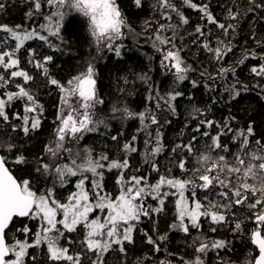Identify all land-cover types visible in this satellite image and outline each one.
I'll return each instance as SVG.
<instances>
[{"label":"snow or ice","instance_id":"1","mask_svg":"<svg viewBox=\"0 0 264 264\" xmlns=\"http://www.w3.org/2000/svg\"><path fill=\"white\" fill-rule=\"evenodd\" d=\"M24 3L28 5L25 19L34 21L38 17L43 23H33L30 27L24 23L12 26L0 24V33L4 34L0 35V122L6 126L4 135L8 137L7 142L0 140V264H85V261L87 264H107V257L113 252L121 258L127 256L128 246L136 243L137 231L143 233L153 251L159 253L169 240L168 233L154 238L139 226L142 218L155 222V217L165 211L169 197H176L175 218L169 230L182 232L185 236L192 229L202 231V218L209 220L212 225L209 230L215 233L218 226L229 223L231 217L236 215L235 209L246 206L251 213L248 219L256 225L250 233V243L257 249V254L249 264H264V140L256 139L253 147L256 136L254 124L249 122L245 128H233L235 116L219 122L199 119L188 141L176 143L169 149L176 154L179 169L192 173L191 179L159 174L156 158L166 149L162 128L164 124H171V120L166 119L162 123L150 108L139 112L127 107L112 109L113 118L119 113L122 120L139 121L137 131L146 136L142 158L143 164L150 167L148 174H140L141 169L132 163L133 154H139L137 135H132L122 145V131L110 137L119 145L122 154L117 159L111 158L107 152L96 155L90 147L81 149V141L86 134L104 135L102 129L109 128L105 119L97 117V106L102 105L104 100L98 95L95 66L89 63L83 72L62 83L50 71L49 65L53 63L54 56L42 54L36 48L26 47V44L38 40L52 52H62L61 45L67 43L62 30L71 13L87 21L88 32L98 53L103 46L116 57H122L125 46L118 42L128 34L135 36L137 33L119 0H24ZM131 3L138 10L144 8V0H131ZM180 5L196 11L205 23L197 24L193 31L188 32L185 26L190 21L181 6L173 0H155L152 5L166 21L158 23L152 47L163 53L161 68L171 71L174 76L172 90L168 93L161 95L159 91L150 89L148 99L155 100L157 111L176 115V101L185 96L180 85L189 81V73L197 72V68L187 63L183 56L188 45L180 47L176 43L178 35L181 41L185 39L181 29L191 37L188 44L206 53L209 63L215 62L217 66L215 74L207 68L199 72L209 92L216 91L218 78H236L235 83L226 85L221 93V99L227 96L228 105L238 101L242 91L248 90V85L237 77V68L244 66L246 61H258L249 71L252 76L264 80V38H259L255 29L251 39L256 47H245L235 65L225 67L223 63L233 53L235 45L232 40L241 20L247 19L252 24L264 23V0H246L244 6L239 0H231L229 6L221 5L226 22L217 19L211 0H180ZM5 10L6 2L0 0V12ZM172 13L177 18L176 23L172 22ZM145 23L148 24V21ZM208 26H215L229 37L227 43L219 38L213 43ZM165 33H171V36ZM52 38L59 43H53ZM25 54L26 63L43 77L44 86L49 90L55 88L60 93L53 121L54 139L46 143L42 152L33 159L19 150L21 146L12 142L11 135L17 133L31 139L34 133L41 130L46 119L45 107L38 93L33 91L37 77L22 66L24 62L21 57ZM139 78L145 82L150 79L147 75ZM190 83L192 88L200 87L195 79ZM256 86L264 92V85L258 83ZM261 98L264 99V95ZM187 99L191 103L193 97L188 95ZM217 102L213 97L212 103ZM17 104L20 110H14ZM193 111L200 116L206 115L205 110L199 107H194ZM213 127L217 129L214 135L209 131ZM196 133L211 141L206 145L209 149L207 153L196 154L195 145L200 138ZM183 134L181 129L180 135ZM230 134L233 143L238 144V152L231 163L220 154L229 151V146L222 144V138ZM181 152L184 153L183 157L180 156ZM213 152L217 153L215 157L212 156ZM9 156L12 158L9 159ZM188 156H196L199 166L189 169ZM209 161H212L211 166L204 167L203 164ZM10 165L27 166V176L30 178L17 177ZM113 170L117 172V194L108 192L105 186V173ZM151 172L159 174L155 183L149 182ZM232 177L236 178L235 185ZM249 179L253 183H248ZM70 184L74 190L62 199L58 189H66ZM221 188L224 191L215 192L219 200H209L208 192ZM200 191L205 193L207 205L201 200ZM149 200L153 203H149ZM25 220L35 222V230L24 223ZM17 221L20 227H16ZM241 229L242 223L236 222L233 230ZM9 233H13L11 238ZM193 245L198 255L192 261H185L181 257L180 264H206L204 257L209 252L219 254L221 250H228L230 242L216 239L207 243L198 236ZM138 264L144 262L139 261ZM147 264H151V257L147 258ZM159 264H172V261L161 260Z\"/></svg>","mask_w":264,"mask_h":264},{"label":"trees","instance_id":"2","mask_svg":"<svg viewBox=\"0 0 264 264\" xmlns=\"http://www.w3.org/2000/svg\"><path fill=\"white\" fill-rule=\"evenodd\" d=\"M5 2L6 10L0 12V24L12 26L24 23L30 27L33 23H43L38 17L34 21H27L25 19L24 13L28 5L24 3V0H5ZM154 2L155 0H144V8L138 10L132 5L131 0H119L121 7L125 11V15L137 33L135 36L128 34L125 39L118 42L125 46L122 49V57H116L114 53L108 52L103 46H101V52L98 53L96 45L88 32L87 21L76 13H71L66 18L62 35L67 43L61 45L62 52H52L51 49L43 45V42L38 40L29 41L26 47L36 48L42 54L53 55L54 61L49 65L50 71L62 83H66L72 76L83 72L89 63L95 66L98 95L104 100L102 105L97 106V117L105 119L109 124V128L102 129L104 135L99 133L86 134L85 138L81 141V149L90 147L96 155L101 152H107L111 158L117 159L122 154L119 150V145L113 142L110 137L122 131L123 135L120 137V144L122 145L132 135H137L139 154H133L132 163L135 167L141 169L140 174H148L150 167L143 164L142 158L145 150L144 140L146 136L143 132L137 131L140 128L139 121L136 119L122 120L119 113L116 114V118H113L112 109L113 107H127L134 112H139L150 108L156 112L162 123L166 119L171 120V124H164L162 128L164 132L163 142L166 145V149L164 153L156 158L160 167L159 174L171 175L181 179H191L192 173H186L179 169L177 166V156L171 153L169 149L176 143H186L193 135L192 129L197 126L199 119H213L219 122L229 116H235L236 120L232 124L233 128H245L249 122L254 124L256 136L253 138V147H255L254 141L256 139L264 140V99L261 98L264 92L261 91L260 87L256 86L258 83L264 85V80L252 76L249 71L250 67L257 64L258 61H246L244 66L237 68V77L243 84L248 85V90L246 92L242 91L239 100L232 101L231 105H228L226 103L227 96L221 99V93L224 92L226 85L235 83L236 78L232 76H228L225 79L218 78L215 83L216 91L209 92L204 87L206 81L199 76V72L207 68L209 72L215 74L217 66L215 62L209 63L206 53L200 52L196 47L188 44L191 37L187 36L184 29H181L180 31L184 33L185 39L181 41L178 35L176 43L180 47L188 45V49L184 51L183 56L187 63L197 68V72L189 73V81H185V83L180 85V89L185 92V96L176 101V115L167 111H157L155 109V100L150 101L148 99L150 89L159 91L161 95L168 93L172 90L174 76L160 73L161 71H165L160 66L163 53L157 52L152 47L154 32L158 23L166 22L159 15V10L153 9L152 5ZM173 2L182 7L180 0H173ZM239 2L241 6H244L246 0H239ZM230 4L231 0H211L212 11L221 22H226L224 8L221 5L229 6ZM182 10L190 21L189 25L185 26L188 32L193 31L197 24L205 23L200 20L199 14L196 11L184 7H182ZM172 16V22L176 23L177 18L175 14L172 13ZM145 21H148V24ZM208 27L211 28L213 43H215L217 38L223 39L227 43L229 37L224 36L221 30L215 26ZM253 29H255L259 38H264V23L252 24L247 19L241 20L237 34L234 35L232 40V43L235 45L233 53H230L223 62L225 67L235 65L245 47L249 49L256 47L253 39H251ZM0 35L4 34L0 33ZM165 35L171 36V33H165ZM52 39L53 43H59L55 38ZM157 46L159 47V45ZM21 59L24 62L22 66H25L37 77L33 85V91L38 93L39 99L45 107L46 119L43 122L41 130L34 133L31 139L23 137L22 134L12 133L11 135L13 137L12 142L21 146L19 150L24 151L29 159H33L35 155L42 152L46 143L54 139L53 121L56 118L60 93L55 88L49 90V88L44 86L43 77L39 76L38 70L26 63V54ZM169 73L172 72L169 71ZM141 75H147L150 79L145 82L139 78ZM192 79L199 82V88H192L190 83ZM188 95L193 97L191 103L187 99ZM213 97L218 101L216 104L212 103ZM194 107L205 110L206 115L200 116L195 113L193 111ZM14 110H20V105L17 104ZM185 125L188 126L185 127ZM181 129L184 132L183 136L180 135ZM6 130V126L0 122V140L5 142L8 141V137L4 135ZM209 131L214 135L217 129L213 127ZM196 135L200 137L199 133H196ZM209 144H211L210 140L200 137L199 142L195 145L196 154L198 155L201 152L207 153L209 149L206 145ZM222 144L228 145L229 151L220 154H223L229 163L234 162V156L238 152V144L233 143L231 134L222 138ZM216 154V152H213L212 156L215 157ZM180 156L183 157L184 153L181 152ZM11 158L12 156H9V159ZM187 159V167L189 169L199 166L196 156H188ZM211 163L212 161H209L204 163L203 166L209 167ZM10 167H12L17 177L30 178L27 176V166L10 165ZM169 169H171L170 172L168 171ZM131 174L129 173V175ZM159 174L151 172L149 179H158ZM116 175V170L105 173L106 190L113 194L118 193V189L115 186ZM231 179L235 185L237 182L236 178L232 177ZM248 183H253V181L249 179ZM72 190L74 189L70 184L66 189H58V195L63 199ZM217 191H224V189L210 190L207 194L209 200H219V197L215 195ZM200 192L204 193L203 191ZM249 195L251 196V193ZM199 196L205 205H207L208 201L204 199L205 196H201V193H199ZM175 199L176 197H169L166 202L165 211L155 217V222L148 218H142V223L139 226L148 231L154 238L159 234L168 233L169 240L164 245V250L159 253L154 252L152 246L146 242L143 233L137 231L135 245L128 246V254L124 258H121L117 253L120 261L113 264H138L139 261L147 264L148 257H151V264H159V261L169 259H175L180 264L181 257L185 261H192L198 255L193 245V241L198 236L207 243L216 239H225L230 242L228 250H221L219 254L215 251L209 252L204 257L206 264H249V261L257 254L256 248L250 244V233L255 224L252 220L248 219L251 213L246 206L235 209L236 215L231 217L229 223L218 226V230L215 233L209 230L212 226L209 220L202 218V231L198 232L192 229L190 234L185 236L182 232L169 230V226L175 218ZM148 202L153 203L151 200ZM236 222L242 223V229L239 231L233 230ZM24 223L30 224L35 230V222L25 220ZM20 226V222L17 221L16 227ZM154 227L155 231H153ZM14 231L13 229V233ZM221 231H225V233H220ZM13 233H9L10 238ZM15 235L21 239L23 238L19 233H15ZM73 236L75 237L76 234H73Z\"/></svg>","mask_w":264,"mask_h":264},{"label":"bare ground","instance_id":"3","mask_svg":"<svg viewBox=\"0 0 264 264\" xmlns=\"http://www.w3.org/2000/svg\"><path fill=\"white\" fill-rule=\"evenodd\" d=\"M160 73H162V74H168V76H173L172 73H169V71H166V70L165 71H161ZM157 180L158 179H149V182L150 183H155ZM199 193H201V196H203V197L205 196L204 193H202V192H199ZM254 228H255V225H254ZM254 228H252V230ZM220 233H225V231H221ZM118 261H120V258L117 257V253H115V252L109 254L108 257H107V264H113V263H116ZM170 261H172V264H178V261L175 260V259H171ZM85 264H87V261H85Z\"/></svg>","mask_w":264,"mask_h":264},{"label":"rangeland","instance_id":"4","mask_svg":"<svg viewBox=\"0 0 264 264\" xmlns=\"http://www.w3.org/2000/svg\"><path fill=\"white\" fill-rule=\"evenodd\" d=\"M73 191V190H72ZM206 201H208V200H206ZM143 219H147V218H143Z\"/></svg>","mask_w":264,"mask_h":264},{"label":"flooded vegetation","instance_id":"5","mask_svg":"<svg viewBox=\"0 0 264 264\" xmlns=\"http://www.w3.org/2000/svg\"><path fill=\"white\" fill-rule=\"evenodd\" d=\"M253 247L255 248V246L253 245ZM257 250V249H256Z\"/></svg>","mask_w":264,"mask_h":264}]
</instances>
